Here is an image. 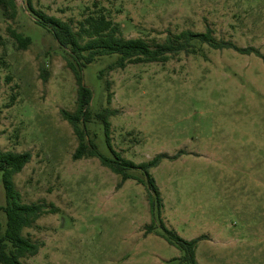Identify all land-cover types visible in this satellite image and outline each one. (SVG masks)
<instances>
[{
  "label": "rangeland",
  "instance_id": "1",
  "mask_svg": "<svg viewBox=\"0 0 264 264\" xmlns=\"http://www.w3.org/2000/svg\"><path fill=\"white\" fill-rule=\"evenodd\" d=\"M29 2L74 27L103 9L120 37L150 45L210 29L264 58V0H16L15 13L0 6V150L31 153L15 187L22 203L47 211L23 232L40 251L22 262L179 264L181 253L160 229L146 235L152 214L144 185L121 183L96 158L73 159L78 141L62 112H76V79ZM12 32L31 39L27 49ZM115 60L83 71L101 153L111 157L96 114L109 109L112 145L124 158L139 165L168 156L151 170L163 202L157 225L186 240L203 236L198 264H264V59L204 46L167 63L109 70Z\"/></svg>",
  "mask_w": 264,
  "mask_h": 264
},
{
  "label": "trees",
  "instance_id": "2",
  "mask_svg": "<svg viewBox=\"0 0 264 264\" xmlns=\"http://www.w3.org/2000/svg\"><path fill=\"white\" fill-rule=\"evenodd\" d=\"M0 6L5 11L12 10L15 13L16 0H0ZM28 12L36 24L57 41L76 79V112L73 114L62 112L63 119L72 126L78 141L73 159L96 158L103 167L120 176L121 183L136 180L144 185L152 214V224L146 228V235L160 229L161 237L181 253V257L177 259L179 264H198L196 250L198 244L205 239L203 236L186 240L174 230L168 229L161 220H158L159 225H157L155 210L160 216L163 202L151 170L157 168L164 159H168V156L162 154L139 165L124 158L112 145L109 119L114 115V112L109 109L96 114V120L102 128L111 157L102 154L90 134L89 124L93 120L91 113L93 91L84 85L83 71L96 60L107 56L116 58L108 66L109 70L124 69L127 65L167 63L181 54L197 55L201 53L204 46L216 51L233 50L242 55L255 52L259 58L264 59L263 56L258 51L240 48L231 41L216 39L210 29H207L206 32L182 31L169 35L162 43L150 45L142 39L120 37L118 35L120 26L114 24L103 9L87 16L76 27L59 18L47 16L45 13L35 10L30 2L28 3ZM12 35L20 49H27L31 43L30 38L23 37L16 32H12ZM31 158L30 152L13 153L0 150V180L6 194V205H0V211H3L6 216L5 228L0 226V264H25L22 259L34 257L40 251V245L26 238L23 232L32 228L47 211L42 204L22 203L20 193L16 190L14 183V176L22 172L25 166L30 163ZM135 171H139L143 175V179L133 175Z\"/></svg>",
  "mask_w": 264,
  "mask_h": 264
}]
</instances>
